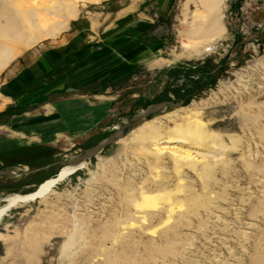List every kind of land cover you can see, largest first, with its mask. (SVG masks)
I'll return each mask as SVG.
<instances>
[{
	"label": "rangeland",
	"instance_id": "obj_1",
	"mask_svg": "<svg viewBox=\"0 0 264 264\" xmlns=\"http://www.w3.org/2000/svg\"><path fill=\"white\" fill-rule=\"evenodd\" d=\"M34 1L0 0V56L18 52L0 69V171L13 173L0 176V208L115 129L125 135L42 197L0 213V264H264V0H139L159 16L150 41L166 40L164 61L120 72L70 64L21 89L58 81L61 91L17 105L1 93L14 62L83 12L130 0ZM27 29L40 34L30 45ZM161 101L184 104L129 123ZM63 102L95 125L47 138ZM20 118L45 119L44 128L19 137L9 123Z\"/></svg>",
	"mask_w": 264,
	"mask_h": 264
},
{
	"label": "crops",
	"instance_id": "obj_2",
	"mask_svg": "<svg viewBox=\"0 0 264 264\" xmlns=\"http://www.w3.org/2000/svg\"><path fill=\"white\" fill-rule=\"evenodd\" d=\"M138 1L130 0L124 5L112 2L96 11H85L79 17L70 20L67 25L68 19L72 16L69 17L63 25V28L67 25V29L54 42L30 50L22 62H14L8 68L5 73V84L1 89L3 96L6 99H16L15 104L23 105L36 91L42 90L41 95L61 91L58 81L39 83L26 90L21 89L26 80L32 83L49 72L70 64L80 63L78 66L80 72L102 70L104 66H108L105 72L106 70L113 72L116 67L117 72H120V67L125 68L124 64L126 67L133 65L147 67L152 62L164 61L160 54L166 40L158 38L154 42L150 41L152 33L150 27L157 22L159 16L146 13L145 7ZM159 15L164 16L161 10ZM140 26L142 27L138 29ZM36 95H39L38 92ZM55 107L58 115L46 120L49 125L46 131L48 134L45 135L47 138L54 137L58 133L56 131L60 132L61 129L63 132V128L69 134L78 136L95 125V120L90 121V117L81 116L82 109L78 103L63 102L56 104ZM42 120L45 119L20 118L9 125L14 129L15 135L31 136L32 133L37 135L44 128L38 125ZM6 127L0 126V129ZM6 142L5 139H0V151L6 149Z\"/></svg>",
	"mask_w": 264,
	"mask_h": 264
},
{
	"label": "water",
	"instance_id": "obj_3",
	"mask_svg": "<svg viewBox=\"0 0 264 264\" xmlns=\"http://www.w3.org/2000/svg\"><path fill=\"white\" fill-rule=\"evenodd\" d=\"M183 104H184L183 101H178V102L161 101L159 103L150 105L147 108H145L144 110H141V111L137 112L136 114H134L129 119V123H132V122H135L138 120H142V119H148L149 117H151L155 113H157V112H159L165 108H170V109L180 108V107H182ZM124 135H125V129H120V130L115 129L103 141L99 142L95 147L84 151L82 153V155L74 156L67 161L61 162L60 164L63 166V168L58 173V175L55 179L44 182L32 194L25 195V196H20V195L15 196L16 197L15 200H17V201H22V200H27V199L28 200H34V199L42 197L50 189V187L52 185H54L56 182H58V180L66 177V176L72 174L73 172H75L76 170L82 168L88 160H90L96 154L101 152L103 149H105L108 146L116 143L120 139H123ZM9 175L11 176V175H13V173L6 171V170L0 171V176H9ZM43 185H45L44 189L42 187ZM10 199H11V197L6 198L5 199L6 203H8V201H10Z\"/></svg>",
	"mask_w": 264,
	"mask_h": 264
},
{
	"label": "bare ground",
	"instance_id": "obj_4",
	"mask_svg": "<svg viewBox=\"0 0 264 264\" xmlns=\"http://www.w3.org/2000/svg\"><path fill=\"white\" fill-rule=\"evenodd\" d=\"M39 1V0H38ZM38 1H34L35 3L36 2H38ZM221 0H206L205 2H204V6H205V8H207L210 4H212V5H214V4H218L219 2H220ZM71 6H69V5H67V8H65V11H66V13H65V18H68V17H71L72 15H71ZM211 8H212V6H211ZM65 18L63 19L62 18V20H63V22H65ZM34 30V29H33ZM33 30H31V29H27L26 30V34L25 33H23L24 35H26V37H27V41L25 42L26 43V45H30V44H33L35 41H37L39 38H40V34H39V31L38 32H34ZM36 30V29H35ZM48 31V30H47ZM43 32V31H42ZM214 33V32H213ZM218 33V32H217ZM211 34V33H210ZM49 34H46V33H41V37H46V36H48ZM214 35H215V33H214ZM211 37V36H210ZM18 54V52H11V53H3V55H1L0 56V69H2V67L4 66V64L6 63V62H9V61H7V60H9L10 58L12 59L14 56H16ZM10 59V60H11ZM168 142H165V144H167ZM162 144H164V143H157V144H155L154 146H153V151L156 153V154H161L164 150H165V147L163 146L162 147ZM174 153V152H173ZM176 154H177V152H175ZM174 153V154H175ZM63 178H61L60 180H62ZM60 180H58V181H60ZM43 187V189H44V187H45V185H43L42 186ZM16 199V197L15 196H12L11 197V199H10V201H8V203H6V204H4V207L2 208H0V213H2V211L3 210H5V209H8V208H10L11 206H14V205H16V204H18V203H24V202H27V201H30V200H22V201H17V200H15Z\"/></svg>",
	"mask_w": 264,
	"mask_h": 264
}]
</instances>
